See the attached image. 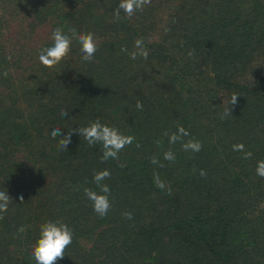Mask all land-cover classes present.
I'll use <instances>...</instances> for the list:
<instances>
[{
    "label": "trees",
    "instance_id": "16d2710c",
    "mask_svg": "<svg viewBox=\"0 0 264 264\" xmlns=\"http://www.w3.org/2000/svg\"><path fill=\"white\" fill-rule=\"evenodd\" d=\"M119 2L0 0V191L12 199L0 220V264H36L33 246L48 221L73 231L56 264H264V178L256 174L264 160V0H151L116 19ZM57 27L93 33V61L73 40L60 64L42 65ZM40 28V42L27 45ZM140 38L148 59L132 60ZM233 94L237 104L224 117ZM97 119L135 137L118 159L102 162V145L77 133L67 150L51 136ZM178 125L189 136L170 144L164 133ZM189 139L200 152L183 150ZM169 150L174 162L163 159ZM104 169L111 208L101 218L84 189L99 193L93 176Z\"/></svg>",
    "mask_w": 264,
    "mask_h": 264
},
{
    "label": "clouds",
    "instance_id": "9594fccd",
    "mask_svg": "<svg viewBox=\"0 0 264 264\" xmlns=\"http://www.w3.org/2000/svg\"><path fill=\"white\" fill-rule=\"evenodd\" d=\"M151 0H120L117 8L114 10V16L116 19L120 18L121 11L126 14L127 17H131L137 11H142L145 5H149ZM50 39L53 41L52 46L45 47L41 49L39 54V61L48 68H53L60 64L62 59L66 57L70 51V46L73 40L77 41L81 48L82 60L85 62H91L98 50L97 42L94 38V34L89 33H79L76 28L70 27L67 32L64 31L63 27H57L51 33ZM135 51L129 53L132 60H136L138 57H142L147 60L149 56V51L144 45L143 38L137 39L135 41ZM122 52H127V48H121ZM7 77L8 73L5 71L3 73ZM237 94H233L229 100L228 107L225 108L224 117L232 116L231 109L229 105L234 108L237 104ZM136 108L142 110L143 104L138 100L136 103ZM63 117L68 116V111L63 110L61 112ZM73 133H77L79 136L87 141L90 146L96 144L102 145V156L101 161H107L109 159H118L119 153L126 147L133 143L135 140L134 136L124 135L119 132L118 129L109 127L100 122L99 119L90 122L86 127H79L77 129H72L68 131L67 134L61 133L60 128H53L51 131V136L53 138L61 137L59 140V146L61 150H67V145L71 143V136ZM164 135L168 136V141L170 144H175L182 141L184 137L189 136V132L182 126L178 125L177 131L171 134L165 132ZM136 147H140L137 143ZM182 148L184 151L200 152L202 149V144L200 141L195 139H189L182 143ZM234 151H243L244 145L237 144L233 145ZM252 156L250 151L244 152V159H248ZM175 154L169 150L163 154V159L169 162L175 161ZM151 163L163 167L164 165L160 163L159 159L155 156L151 158ZM123 166V165H121ZM200 176H206V171L201 169L199 171ZM256 174L264 178V160L258 161L256 167ZM111 173L109 170L104 169L98 171L93 176V181L97 188H99V193L96 191L85 188V196L92 202L93 210L101 218L108 214L111 208V201L109 199L110 188L107 184L103 183L106 179L110 178ZM154 182L156 187L164 190L167 189V194H171V186H166L164 181L160 179L158 173H154ZM19 199L23 202V196ZM12 202L11 197L7 194V191H0V220H3L2 213L6 212L8 205ZM122 215L131 220L132 213L125 211ZM19 231H26L24 227H21ZM73 242V231L68 227L67 224L60 221H48L41 225L40 237L33 246L32 255L36 261V264H56L57 260L63 259L65 256V250Z\"/></svg>",
    "mask_w": 264,
    "mask_h": 264
},
{
    "label": "rangeland",
    "instance_id": "374dc122",
    "mask_svg": "<svg viewBox=\"0 0 264 264\" xmlns=\"http://www.w3.org/2000/svg\"><path fill=\"white\" fill-rule=\"evenodd\" d=\"M16 26H17V23L12 22L10 28L13 29V28H16ZM44 33H45V28H40L37 31H35L33 34H31V39L26 40L27 45L30 46V45L40 42L39 39L43 38Z\"/></svg>",
    "mask_w": 264,
    "mask_h": 264
}]
</instances>
